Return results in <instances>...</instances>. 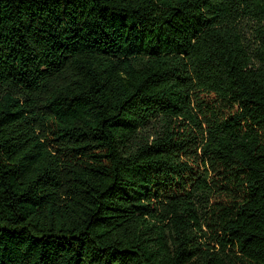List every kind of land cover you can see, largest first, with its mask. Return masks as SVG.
Segmentation results:
<instances>
[{
    "label": "trees",
    "instance_id": "trees-1",
    "mask_svg": "<svg viewBox=\"0 0 264 264\" xmlns=\"http://www.w3.org/2000/svg\"><path fill=\"white\" fill-rule=\"evenodd\" d=\"M0 264H264V0H0Z\"/></svg>",
    "mask_w": 264,
    "mask_h": 264
}]
</instances>
